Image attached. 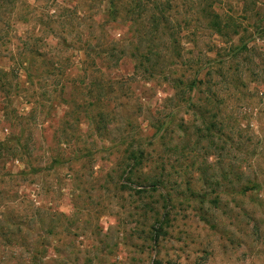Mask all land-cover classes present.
<instances>
[{
	"label": "rangeland",
	"instance_id": "obj_1",
	"mask_svg": "<svg viewBox=\"0 0 264 264\" xmlns=\"http://www.w3.org/2000/svg\"><path fill=\"white\" fill-rule=\"evenodd\" d=\"M165 1L181 50L218 61L215 80L226 81L214 97L226 123L213 131L226 146L221 163L207 136L194 143L211 115L190 104L206 93L177 95L176 71L134 73L125 11L115 15L109 0H0V68L11 73L26 53L31 74L22 68L0 89V220L9 209L46 212L49 233L35 216L40 229L26 238L51 243L38 264H264V0ZM207 1L241 33L217 35L203 17ZM162 45L169 56L172 44ZM135 148L165 168L161 189L136 193L125 165ZM13 240L0 231V264H30Z\"/></svg>",
	"mask_w": 264,
	"mask_h": 264
},
{
	"label": "trees",
	"instance_id": "obj_2",
	"mask_svg": "<svg viewBox=\"0 0 264 264\" xmlns=\"http://www.w3.org/2000/svg\"><path fill=\"white\" fill-rule=\"evenodd\" d=\"M109 3L115 15L125 11L126 15L129 14L131 16L127 19L131 21V27H134L133 38L136 39L135 45L131 47V57L135 60L134 73L143 72L144 74L151 75L154 72L151 73L150 71L157 69L176 71L179 72V75L177 76H174V74L170 71H168V73L169 76H171L170 78L173 80L177 95L187 97V94H191L195 89L197 90L196 94L206 93L207 96H204L203 94V96H199L195 102L190 104L193 110H196V107H198V110L195 111L196 114L201 116H208V114L211 115V117H209V121L206 123L207 127L205 129L202 127L199 130L201 132L205 130L206 134L203 137H198L194 143H200L201 139L203 140L207 136L209 140L212 141V143L207 145V148L215 154L216 160L218 161L217 163H221L223 151H225L226 146L222 145L223 143L216 142L217 135L213 134V131L216 133H222V131L218 130L226 124L224 121L225 116L223 115L221 109H218L219 106L215 104L214 100V97L218 95V89H216V86L222 82H226L223 79H221L223 81L220 82L215 80L217 71H215L216 69H214V67L218 65L219 62L215 61L213 67L208 65L210 64V61H206V65H203L200 59L193 61L188 54H185L184 51L181 50V38L183 36L180 31L181 25H173L172 18L167 14L168 10L171 8L167 1L109 0ZM2 5L3 4L0 3V6ZM212 6L213 2L207 1L202 7L203 17L207 21V25L222 39L232 40L234 35H239L241 33V25L235 22V18L233 16L224 18V16L218 13ZM5 25H7L6 22H1L0 16V44L2 43L1 31ZM243 31H245V29H243L242 32ZM231 33L233 36H231ZM12 38L13 36L9 39L10 43L12 42ZM161 42L162 44H165V42L172 44L174 50L169 56L163 53V49H166L168 46H160ZM248 48L249 47L247 45L237 46L233 50L234 54L231 55L230 59L232 60L238 58L243 52L247 51ZM114 49L115 47H108L103 49L101 53H108ZM189 53L192 54L191 51ZM30 54L37 55V51L31 50ZM18 58L17 65L19 66L17 68H13L11 73L3 68H0V89L2 91L4 90V87L7 86L11 76L16 78L19 77L20 69L22 68L26 70L27 76L30 78V71H28V67L25 66V64L29 61V56L26 53H21ZM208 59L210 58L208 57ZM165 64L168 65L165 67ZM205 66H207V72L205 73L206 78H199V72L203 70ZM222 70L223 68L220 69V72H223ZM218 74L227 77L224 72ZM17 86L19 85L16 84V87ZM200 102L202 104L198 105ZM106 115V112H99L96 114L97 121L95 122L98 124V129V120L104 121ZM191 156L194 157L195 155ZM129 160L132 163H127L125 165L129 166L127 173L130 175V178L135 180L138 186H140V188L136 191L137 194H142L143 191H140L141 187L147 185L151 186L152 190H159L162 188V184H164V181L166 180L165 168L161 167L159 164L153 165L149 153L144 151L142 148H135L127 156L126 161ZM218 165L219 164H217V166ZM229 168L235 172L233 164H231ZM200 171L205 172L203 168H201ZM243 173L244 172L239 171V181L243 180ZM203 177H206L205 173H203ZM210 177L213 178L214 174H211ZM250 179L253 178L247 179L248 181L246 182V185L244 184L242 186L241 191H245V188L251 186L247 185V183L251 182ZM254 185L258 184L254 183ZM149 206L154 207L155 205ZM3 208L8 209V207ZM44 213L46 212L42 211V209H37V214H35L34 217L36 216V220L40 222V226L43 228L42 231L48 234V217L45 216ZM13 215L14 214H12L10 209L5 214H2V219L0 220V231L3 232V235L9 242L8 244H13V241L15 242L13 239H16V241L20 239L17 242V245L28 250V254L24 255L28 256L25 259L28 258V260H30V264H38L39 258L46 255L51 243L47 239H44V241L26 240L31 233H37L40 227L36 228L33 226L32 220L34 221V217L31 215V217L28 214Z\"/></svg>",
	"mask_w": 264,
	"mask_h": 264
}]
</instances>
